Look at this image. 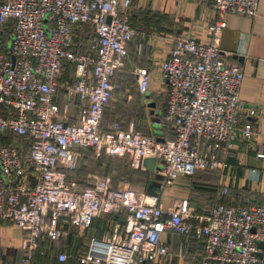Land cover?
Instances as JSON below:
<instances>
[{
	"label": "built area",
	"instance_id": "obj_1",
	"mask_svg": "<svg viewBox=\"0 0 264 264\" xmlns=\"http://www.w3.org/2000/svg\"><path fill=\"white\" fill-rule=\"evenodd\" d=\"M257 4L211 0L217 16L207 38L173 39L159 67L168 83L165 115L174 135L160 139L123 129L118 121L102 126L128 41L145 35L130 22L133 0H0V27L10 25L5 42L0 32V136L18 138L0 139V218L25 230L21 264H32L41 237L58 238L65 224L86 227L96 214L122 207L124 232L93 237L77 264H153L169 252L165 230L201 240L199 264H264V204L217 202L194 212L183 198L164 208L157 193L113 186L93 172L80 184L74 173L83 147L104 149L135 168L150 154L162 163L164 187L180 174L226 165L217 150L229 153L239 136L252 141L258 108L241 99L243 72L219 43L225 14L254 15ZM83 23L92 26L90 52L75 49L74 29ZM65 62L74 68L66 90L81 102L75 121L58 117L54 100ZM134 73L138 89L146 92L148 69L136 64ZM256 155L263 157L264 150ZM220 191L226 193L228 185ZM66 256L58 252L59 259Z\"/></svg>",
	"mask_w": 264,
	"mask_h": 264
},
{
	"label": "crops",
	"instance_id": "obj_2",
	"mask_svg": "<svg viewBox=\"0 0 264 264\" xmlns=\"http://www.w3.org/2000/svg\"><path fill=\"white\" fill-rule=\"evenodd\" d=\"M133 3L130 22L145 35L139 34L128 41V55L124 65L125 67H133L136 64L145 66L150 74L149 88L146 92H141L136 82L137 90L121 93L112 100L116 87L104 108L102 126L108 127L114 121H118L123 129L132 128L162 138L171 137L174 131L165 115L168 83L162 75L159 60L168 54L176 36L195 35L199 39H206L207 27L217 14L212 8L211 0H133ZM225 19L226 25L220 35V49L228 52L226 58L237 62L243 72L239 92L241 99L258 108L257 116L252 117L253 119L256 117L258 122L253 140L246 141L239 136L229 153L218 149L217 155L219 158H226V165L197 168L191 186H188L190 184L186 175L180 174L178 179L162 187L163 166L161 168L155 166L153 169L143 166L135 168L126 160L124 165L117 167L114 172L116 174L97 173L99 176L109 178L111 185L157 193L159 203L164 208L172 207L186 197L193 206L194 212H204L215 204L221 198L220 188L223 184L228 185L227 193L222 196L226 202L235 205L264 204V156L256 155L258 150H264V0H258L257 12L254 15L227 12ZM88 26L92 29L91 25ZM124 65L116 70L115 76ZM68 70L65 66L58 76V88L54 100L60 105L58 117L75 121L81 109V102L66 90L65 83L72 79ZM163 84L166 90L165 96L161 105H158L157 99L152 97H155V91L161 90ZM5 137L7 140L18 139L14 134ZM27 145L25 143V148ZM94 149L97 154L103 151L105 155L115 156L104 149ZM82 159L83 153L81 154L80 151L74 168L80 184L85 183L90 172L96 173L94 170L78 172L77 165L82 163ZM158 163L162 165L161 162ZM158 172L161 178L156 179V182L148 180L145 186V183L140 181L141 176ZM115 175L120 177L116 179ZM125 216L126 209L122 207L117 211L98 213L89 226H79L87 232L86 238L89 240L83 245L81 252L89 249L93 237H107L115 231L123 233ZM11 228L16 234L20 232L19 226L10 219L0 218L1 247L12 243V234L7 231ZM78 239L80 240V235ZM162 239L168 243L169 252L153 264H199L203 252L200 243L173 230H165ZM19 241L20 238H17L18 246Z\"/></svg>",
	"mask_w": 264,
	"mask_h": 264
},
{
	"label": "rangeland",
	"instance_id": "obj_3",
	"mask_svg": "<svg viewBox=\"0 0 264 264\" xmlns=\"http://www.w3.org/2000/svg\"><path fill=\"white\" fill-rule=\"evenodd\" d=\"M74 33L76 34L74 36V40L76 42L77 50L80 52H87L88 50L90 51L92 29L88 26V24L83 23L81 25H76ZM134 66L125 67L124 65L122 68L123 70L121 69L118 71L117 75L115 76V80L117 83H119V85L115 90V95L112 100H115V97L121 93L137 90ZM67 69H69L68 73L72 76L73 68L71 67ZM165 91L164 84L160 91H155V97L152 98H155V100L157 99L158 105H161L163 102ZM96 152L97 151H95L94 148H81V154L83 153V161L77 165L78 172L85 173V170H94V172L102 175H107L108 172L116 174L114 172H116L117 167L126 163L125 159L123 158L105 155L103 151H99L98 154ZM194 174L195 173L185 174L187 177V182L190 184L188 186H191L194 183ZM115 176L116 179L120 177L119 175ZM158 178H161V174L159 172L156 174L141 176L142 180L140 181L145 183V186H147L148 180L149 182L154 183ZM176 179H178V177ZM193 187L194 186H192V188ZM63 228L64 232L58 238H40L34 251L32 264H76V256L81 252L83 245H86L89 242L88 238H86L87 232L82 230V228L79 226H72L70 224H66L63 226ZM18 229L20 232H17V234L13 228H11V230H7L10 232V234H12L13 241L10 243V245H3L2 247L0 246L2 248V250H0V264H21L20 258L22 256V251L20 248V243L19 246L18 243H16L17 238L19 239L21 235V228ZM79 235L80 240L78 239ZM60 250L65 251L67 255L63 260L59 259L58 257V252Z\"/></svg>",
	"mask_w": 264,
	"mask_h": 264
},
{
	"label": "trees",
	"instance_id": "obj_4",
	"mask_svg": "<svg viewBox=\"0 0 264 264\" xmlns=\"http://www.w3.org/2000/svg\"><path fill=\"white\" fill-rule=\"evenodd\" d=\"M9 31H10V25L9 24H5V25H3V26H1L0 27V32H1V34L3 35V42H5L6 41V39H7V37H8V34H9ZM78 37V36H77ZM79 39V38H78ZM78 39H76V40H78ZM79 41V40H78ZM4 44V43H3ZM3 44H1V46H3ZM75 49H76V51H78L77 50V48H76V42H75ZM91 51V50H90ZM89 50L87 51V52H90ZM78 52H80V51H78ZM67 67V68H73V65L70 63V62H65L64 63V65H63V68L64 67ZM74 69V68H73ZM114 78H115V76H114ZM0 110H1V108H0ZM2 111V110H1ZM8 136H10V135H8ZM0 139L1 140H7L6 139V137L5 136H0ZM194 173H195V171H194ZM227 193V192H226ZM220 194H221V198L219 199V200H217L215 203H217V202H224V203H229V202H226L224 199H222V196L225 194V193H221V191H220ZM13 223V222H12ZM20 228V227H19ZM178 233V232H177ZM25 234V230H23L22 228H21V235H20V239H21V237L23 236ZM179 234H183V235H185V236H189V238H190V240H192V241H194V242H198V243H200L202 246V249H203V243H202V241L201 240H199L198 238H196L195 236H194V234L193 233H179ZM46 237V236H45ZM48 238V237H47ZM40 240V239H39ZM19 243H20V241H19ZM77 261H78V255L76 256V264H77Z\"/></svg>",
	"mask_w": 264,
	"mask_h": 264
},
{
	"label": "water",
	"instance_id": "obj_5",
	"mask_svg": "<svg viewBox=\"0 0 264 264\" xmlns=\"http://www.w3.org/2000/svg\"><path fill=\"white\" fill-rule=\"evenodd\" d=\"M159 138L162 139V137H159ZM142 166L147 168V169H153L155 166L157 168H161L162 167V165L160 163L157 164L155 156L150 155V154H146V155L143 156ZM259 244L262 245L263 242L259 241ZM259 255H260V252H259Z\"/></svg>",
	"mask_w": 264,
	"mask_h": 264
}]
</instances>
